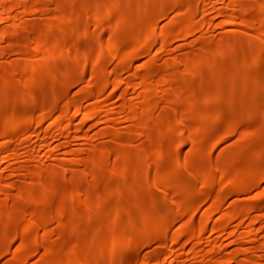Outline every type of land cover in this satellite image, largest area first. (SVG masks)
<instances>
[{"label":"bare ground","instance_id":"1","mask_svg":"<svg viewBox=\"0 0 264 264\" xmlns=\"http://www.w3.org/2000/svg\"><path fill=\"white\" fill-rule=\"evenodd\" d=\"M0 264H264V0H0Z\"/></svg>","mask_w":264,"mask_h":264}]
</instances>
